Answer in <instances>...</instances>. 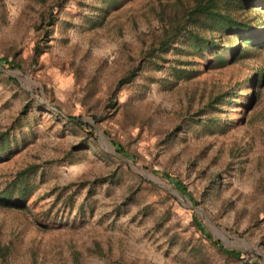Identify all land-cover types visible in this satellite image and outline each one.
Instances as JSON below:
<instances>
[{
  "label": "rangeland",
  "instance_id": "374dc122",
  "mask_svg": "<svg viewBox=\"0 0 264 264\" xmlns=\"http://www.w3.org/2000/svg\"><path fill=\"white\" fill-rule=\"evenodd\" d=\"M188 1L0 0V58L20 65L0 63V190L15 194V172L37 164L21 206H0V264H264V46L240 43L247 52L219 61L209 50L181 54L177 36L141 58L161 21L180 18ZM251 11L264 17V7ZM136 63L110 105L116 80ZM255 70L263 78L250 84ZM192 214L240 257L217 251Z\"/></svg>",
  "mask_w": 264,
  "mask_h": 264
},
{
  "label": "trees",
  "instance_id": "16d2710c",
  "mask_svg": "<svg viewBox=\"0 0 264 264\" xmlns=\"http://www.w3.org/2000/svg\"><path fill=\"white\" fill-rule=\"evenodd\" d=\"M263 7L264 0H189L184 5L183 13L180 18H170V22H165L164 20L161 21L159 31L150 41L151 44L148 45V48L141 52V58L149 59L153 56V53L156 54L160 50L166 51L168 47H174L172 43H175L177 39L176 37L180 36V38L186 40L185 42H182L184 46L182 48L175 46V48L183 55H194V53H202L204 50H209L218 57L219 61H222V54L224 53H228L230 56H235V60L239 55L247 52V49H245L243 45H241V48L238 50L237 45L240 43H244L253 48L264 46V17L260 20L251 14L254 12L251 11L252 9ZM49 33L50 31H47L46 29L42 30L41 33H37L38 36L33 43L32 56L30 58V61H32L33 64L35 62L34 55L38 56L41 53L39 42L47 41L49 39ZM214 34H216V36H214ZM221 37L226 38L225 44H220L219 39ZM161 59L165 58L163 57ZM178 61L188 63L191 60L179 59ZM0 63H3L9 68L17 69L20 67L18 61L12 58L8 59L7 56H2L0 58ZM137 68V63L130 65L126 72L116 80L114 88L110 91L111 93L108 96L110 105L112 94L135 76ZM179 70H182L186 79L191 78L192 74L185 73L186 70L184 68ZM249 78L251 79L250 84H253V82L256 84L257 80H262L263 72L255 70V72L250 74ZM219 94L222 95L224 92ZM219 94H216V96L210 95L205 103L192 115L211 106L212 102L219 97ZM21 112L23 113V109H21ZM96 118V116L93 117V119ZM67 120L71 127L82 129L87 128L85 129L86 136H93L92 130H90L91 127L88 123L72 117H67ZM5 134L4 131L0 132V135L2 136ZM104 134L114 146L115 152L126 153L124 146L116 142L108 132H104ZM2 136H0V140L4 143ZM3 143H1L2 146H0V149H4ZM75 147L77 146L75 145ZM72 149L73 147L65 150L64 157H66L67 154L69 155ZM36 167V163H29L15 172L12 181L16 185V193L13 194L10 189L0 190L1 207L18 209L21 206L24 192L27 187V174L32 172ZM158 172L180 193L184 194L191 203H195L185 183L177 175H171L170 172L165 170ZM96 180L99 179H94L92 182H95ZM14 195L15 199H11V196ZM67 199L70 200L69 197H67ZM190 223L217 251L232 258L240 257L241 253L239 250L224 248L217 239H213L203 228L202 222L193 214L190 217Z\"/></svg>",
  "mask_w": 264,
  "mask_h": 264
}]
</instances>
